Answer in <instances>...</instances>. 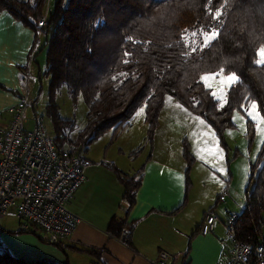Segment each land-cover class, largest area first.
<instances>
[{
	"label": "trees",
	"instance_id": "obj_1",
	"mask_svg": "<svg viewBox=\"0 0 264 264\" xmlns=\"http://www.w3.org/2000/svg\"><path fill=\"white\" fill-rule=\"evenodd\" d=\"M47 1L0 0V9L34 30L36 36L30 57L40 44L38 31L43 28L46 51L43 76L49 80L46 113L54 125L59 148L70 143L76 153L85 154L92 143L110 130H113V142L117 132L127 127L142 106L148 124L147 142L152 146L167 95L202 117L214 129L220 146L226 151L229 145L225 133L234 126L236 109L245 111L250 103L256 102L264 117V63L257 62L259 49L245 35L234 32L232 37L224 36L229 26L246 22L248 14L241 10L245 6L255 5V14L264 18V4H258V0H55L46 16ZM211 31H216V38L206 45L192 47L186 41L189 32ZM237 40L241 43H236ZM218 72H235L239 77L229 87L224 104L219 103L211 88L201 80L203 74ZM27 79L28 68L22 72V80L26 83ZM63 87L74 101L82 96L88 106L87 122L75 138L69 132L76 129V121L63 118L55 100ZM247 124L251 137L254 123L248 118ZM183 154L187 161L188 193L195 158L186 140ZM104 164L124 185L123 200L127 205L126 216L112 217L107 231L133 246L134 226L131 224L129 234L125 235L124 228L136 203L145 166L129 175L114 163ZM258 165V169L251 165L252 186L236 223V237L244 243L258 242L259 238L264 241V144ZM200 227L189 237L185 258ZM0 228L4 232H23ZM86 252L94 253L93 250ZM0 264L61 263L51 258L36 261L19 258L6 247L0 235Z\"/></svg>",
	"mask_w": 264,
	"mask_h": 264
},
{
	"label": "crops",
	"instance_id": "obj_2",
	"mask_svg": "<svg viewBox=\"0 0 264 264\" xmlns=\"http://www.w3.org/2000/svg\"><path fill=\"white\" fill-rule=\"evenodd\" d=\"M35 36L34 30L0 9V124H9L13 119L9 109L20 103L24 95L28 96L29 88L27 81L25 83L22 80V72L32 63L29 54ZM165 105L160 113L152 154L148 153L149 149L145 151V147H141L143 144L147 146L145 109L144 116L140 115L135 119L134 114L127 127L117 132L113 142L111 139L114 134L110 130L90 145L89 151L84 154L87 161L84 168L85 179L70 206L79 221L68 240L62 244H53L36 233L22 230L19 235H14L1 231L0 228L4 243L11 247L14 255L29 261L51 258L61 264H158L161 251L172 256L170 264H215L224 260L229 245L224 237L218 235L217 230L221 224L226 225L229 214L235 211L227 209L223 219L218 213L223 202L219 201L211 213L206 215L213 205H205L209 207L203 209L200 218L185 221L186 209L197 194L196 177H191L192 186L186 193L187 161L183 154V139L177 142L175 132H172L174 130L164 123ZM182 114L195 124L196 134L191 135V145L198 143L201 151L210 154L214 150L218 154L220 143L215 141L214 129L210 130L207 122L193 118L190 114ZM97 143L98 146H93ZM193 146L192 152L197 154ZM104 162L114 163L129 175L145 166L136 203L127 216L126 227L129 232L131 224L134 226L133 246L107 231L112 217L126 216L127 205L123 200L124 185ZM207 162L209 161H202L208 171L211 165ZM196 165L197 161L193 168ZM198 184L204 189L207 187L200 183L199 178ZM222 187L219 180L215 181L212 191L206 197L210 196V200H214ZM225 190L228 194L224 204H227V197L231 193L228 189ZM208 215L218 218L214 230L208 234L199 230L194 235L189 255L185 258L190 234L198 225L203 224ZM191 221H194L193 225H190ZM5 229H21L20 223L18 221L14 227ZM127 230L124 228V235ZM91 250L94 253L86 252Z\"/></svg>",
	"mask_w": 264,
	"mask_h": 264
},
{
	"label": "built area",
	"instance_id": "obj_3",
	"mask_svg": "<svg viewBox=\"0 0 264 264\" xmlns=\"http://www.w3.org/2000/svg\"><path fill=\"white\" fill-rule=\"evenodd\" d=\"M27 86L31 88L29 77ZM30 103L35 104L24 95L20 103L9 109L13 114L11 122L0 124V217L16 219L21 230L36 234L41 231L43 240L62 244L78 225L79 218L70 206L84 182L87 161L70 143L58 147L43 115L36 116L33 129L23 126ZM238 219L239 214H229V249L225 259L215 264H264L263 239L253 243L239 241ZM217 221L216 216H206L200 232H212ZM171 260L168 252L159 253L158 264H170Z\"/></svg>",
	"mask_w": 264,
	"mask_h": 264
},
{
	"label": "rangeland",
	"instance_id": "obj_4",
	"mask_svg": "<svg viewBox=\"0 0 264 264\" xmlns=\"http://www.w3.org/2000/svg\"><path fill=\"white\" fill-rule=\"evenodd\" d=\"M55 0H48L45 8H44V14L47 16L48 10L53 8ZM45 20V21H44ZM43 20V26L46 24V19ZM216 31H211L207 33H212ZM204 33L206 32H189L186 34L185 38L187 43L192 47L197 46H203L206 45L204 43ZM38 37L40 44L37 48H34L32 54H31V61L28 66V77L31 81V88L28 90V96L32 101H34V106L30 103L29 107L27 108L25 118L26 122L23 123V126L31 130L34 128L36 123V116L37 115H43L44 116V122L49 130V132L55 136V130L54 125L51 121V118L47 115V104L49 103V90H48V83L49 80L45 76H43V71L45 70L46 66V51L43 47V28L40 27L38 31ZM208 44V43H207ZM262 58L259 56L258 53V61ZM205 75H209L211 78L208 81H205L202 79ZM231 74H225L223 72L218 73H208L203 74L201 77L202 82L206 85V87L211 88L212 93L215 95V98L218 99L220 104H224L227 99V91L229 87L234 83H228L226 81V77ZM221 81H224L221 83ZM56 102L59 104L60 107V114L63 118L67 119H73L76 121V129L74 131H70L69 135L72 138L76 137V133L79 129L84 127V125L87 122V112H88V106L85 103L82 96H79L77 101H74L72 96L69 94L66 87H63L56 96ZM166 105L164 109V116L163 121L166 125L169 126V129L172 128L175 132L176 140L177 142H181L183 144L184 148V140H186L190 145V151L191 154L194 156L195 161H197V165L195 168L194 163L191 168L190 176L193 175L196 177V187L197 188V194L194 196L193 201L188 205L187 207V213L185 214V221L191 220L194 217H201V213H203L204 208H208L209 206L205 205H215L217 203V196L220 195V202L222 195L224 194V200L222 201V205L220 206L218 213L219 215H222L223 219L226 217V210L229 209L231 211H235L233 213L240 214L243 210V207L246 204L247 200V191L249 188H251L252 183L250 182V176H251V165H256L257 169L259 168L258 165V158L259 154L261 152L262 146L264 144V117L261 115L258 107L257 109H251L250 105L247 110H239L236 109L233 113V122L234 126L229 128L225 133L226 141L229 145V150L226 151L222 146H220V151L218 154L215 153V151L209 152L210 154H207L199 149L201 147L200 144L195 143L194 146L191 145V135L193 133L196 134L194 131L195 124L189 120V118H186L183 116L182 112H185V114H190L193 118H198L199 120H202L204 123L206 121L202 118L197 116L196 114L189 112L187 108H185L177 99H175L171 95L166 96ZM257 105V104H256ZM176 107V108H175ZM144 106L140 107L135 113V119L138 118V116L142 115L144 116V111L140 112V109ZM251 119L254 123V128L251 134V137L248 132V124L247 120ZM207 126H209L210 130L213 131V128L206 123ZM214 138L217 144H219L217 136L214 133ZM253 138V139H252ZM192 140H194L192 138ZM252 140V141H251ZM145 146L144 144L141 147H145V151H148V153H153L154 143L153 145H149L148 142H146ZM93 146H98L93 145ZM192 146L195 147L196 153L192 152ZM219 146V145H218ZM140 147V148H141ZM97 148V147H96ZM139 148V149H140ZM235 151H237V155H235ZM203 159V160H202ZM209 161L210 170H206L205 164L202 163V161ZM207 165V164H206ZM197 172V174H196ZM198 178L200 183L207 185V187L204 189L202 186L199 187L198 184ZM222 183L223 187L220 189L219 193L214 197V200H210V196L206 197V195L211 190L212 186L214 185L215 181ZM192 186V184H191ZM229 194L227 197V204H224L226 202V195ZM212 191V190H211ZM224 191V192H223ZM232 195V197H230ZM218 201V202H219ZM212 206V207H213ZM210 209V208H209ZM208 209V210H209ZM16 219L8 218V217H0V225L5 228H12L14 227V224H17ZM194 221H191L190 225H193ZM13 231V230H8ZM218 235L221 237H224L225 240H227L228 245L230 244V241L228 240V231L226 225L224 226L221 224L219 226V229L217 230ZM14 235H19V233H12L7 232ZM38 236L41 238L43 237V234L41 231L37 232ZM191 235V234H190ZM37 239H39L36 236ZM6 247L12 252L11 247L6 244ZM21 247V245L19 246ZM15 254L14 252H12Z\"/></svg>",
	"mask_w": 264,
	"mask_h": 264
},
{
	"label": "clouds",
	"instance_id": "obj_5",
	"mask_svg": "<svg viewBox=\"0 0 264 264\" xmlns=\"http://www.w3.org/2000/svg\"><path fill=\"white\" fill-rule=\"evenodd\" d=\"M258 4H264V0H258ZM255 7V5L243 7L241 10L248 14V19L241 25L229 26V28L225 30L224 36L232 37L234 32L245 35L248 42L255 49L260 50L264 48V24H262V20H264V18L255 14ZM236 43H241V41L237 40ZM224 59L230 62L229 57L224 56ZM233 73L236 74L235 72ZM236 77L239 79L237 74Z\"/></svg>",
	"mask_w": 264,
	"mask_h": 264
},
{
	"label": "snow or ice",
	"instance_id": "obj_6",
	"mask_svg": "<svg viewBox=\"0 0 264 264\" xmlns=\"http://www.w3.org/2000/svg\"><path fill=\"white\" fill-rule=\"evenodd\" d=\"M216 35H217V33L216 32H212V33H204V37H205V39H204V43H209V42H211V41H213L215 38H216ZM259 56L262 58L261 60H259V61H257L258 63H264V48H262V49H260L259 50ZM211 77L209 76V75H205L204 77H202V79L203 80H205V81H208L209 79H210ZM237 80V77H236V74H234V73H232L231 75H228L227 77H226V81L228 82V83H233V82H235ZM224 81H221V83H223ZM251 109H257V105L255 104V103H252L251 105H250V110ZM144 111V109L143 108H141L140 109V112H143Z\"/></svg>",
	"mask_w": 264,
	"mask_h": 264
}]
</instances>
